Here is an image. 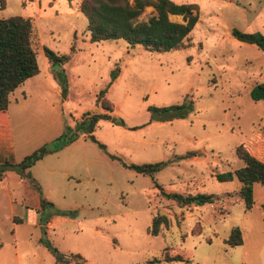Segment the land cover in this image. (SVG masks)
Segmentation results:
<instances>
[{
  "label": "rangeland",
  "instance_id": "1",
  "mask_svg": "<svg viewBox=\"0 0 264 264\" xmlns=\"http://www.w3.org/2000/svg\"><path fill=\"white\" fill-rule=\"evenodd\" d=\"M80 1H0V18L32 19L39 66L36 79H28L9 97L18 153L28 155L63 132L78 134L71 149L55 153L32 169L37 176H48L51 183L42 196L53 206L41 210V217L54 213L55 207L73 211L60 217L57 225L48 218L42 221L46 229L23 225L14 234L8 232L10 222L3 217L9 212V198L17 203L25 199L33 207L41 195L26 178L25 195L11 190H21V185L0 187V260L4 264H56L44 244L48 242L63 254L80 255L84 264H147L154 258L160 264H264V187L256 184L254 203L247 210L238 193V179L215 178L216 172L243 166L235 147L264 115L262 103L252 101L245 87L247 78L261 80V50L230 33L232 27L263 29L264 1L173 0L197 3L198 21L190 33V45L164 52L130 46L123 40L90 41ZM242 7L246 12H241ZM153 13V7L146 6L138 20ZM44 46L69 55L63 74L57 77L66 81L64 95L55 94L51 87L61 90L54 77L48 79L52 71ZM116 66L119 74L109 84ZM102 89L113 106L112 119L99 120L92 134L106 151L86 138L77 124L86 111L103 112L96 105V94ZM185 94L193 109L184 118L155 115L149 122L148 105L177 104ZM188 151L195 152V158H178ZM75 160V165L67 164ZM121 162H161L154 180L164 192L212 194L214 200L202 205L177 202L162 194L150 176ZM65 167L73 175L69 181L62 174ZM47 169L58 171L50 175ZM0 174L5 179L20 176L16 170ZM157 214L166 217L167 225L152 235L148 228ZM234 227L241 230L243 243L231 247L225 239ZM14 237L17 243L11 245ZM165 255H179L182 260L167 263Z\"/></svg>",
  "mask_w": 264,
  "mask_h": 264
},
{
  "label": "trees",
  "instance_id": "2",
  "mask_svg": "<svg viewBox=\"0 0 264 264\" xmlns=\"http://www.w3.org/2000/svg\"><path fill=\"white\" fill-rule=\"evenodd\" d=\"M2 1V0H0ZM146 6H152L155 13L146 20H138ZM80 12L86 18V31L90 41H117L123 40L130 46L140 45L148 51L164 52L183 48L189 44L190 33L198 21V5L195 3H176L173 0H81L79 4ZM169 14L181 15L183 22L171 21ZM230 33L237 40L254 44L264 51V35L260 32H244L237 28H232ZM34 25L32 19L23 16H9L0 18V110H5L9 104V97L12 91L21 85L27 78L39 72L37 53L33 47ZM44 55L51 66L54 79L60 86L64 95L66 92L65 79L59 80L57 77L64 72L63 64L68 61L69 55L57 54L48 47H43ZM120 68L116 66L110 72V82L112 84L119 74ZM106 89L100 90L96 94V105H99L103 112L86 111L82 114V119L77 123L87 134L86 138L95 142L103 151H106L104 144L100 143L92 134L95 125L99 120H111L113 106L106 99ZM252 100L264 99V82L253 86L250 91ZM193 109L192 100L185 94L182 102L166 106L148 105L150 112L149 122L157 115L162 118L174 119L184 118ZM171 113L167 116V114ZM122 123V120L120 121ZM134 128V127H133ZM78 138V134L67 136L65 132L58 135L53 141L45 143L25 155L18 162L5 161L0 165V172L4 170H16L21 178H26L36 189L40 196V205L53 206V204L42 196L41 187L30 174L29 167L43 156L59 151ZM111 159H117L113 154L107 153ZM236 156L243 161V166L233 171L216 172L215 178L219 181H229L236 177L240 182L238 190L239 196L243 199L245 208L248 210L254 203L253 184L259 183L264 187V162L250 154L242 143L235 147ZM196 154L188 151L178 158H190ZM121 164L137 173L148 175L153 180L161 193L167 197L174 198L182 204H205L212 203V194H188L182 196L178 193L164 192L162 187L154 180V175L162 167L161 162L156 163H125ZM26 171V172H25ZM27 173V177L25 176ZM55 215L73 214L71 210H54ZM162 225H167L164 215H154L148 232L157 235ZM41 242H43L41 240ZM225 242L233 247L243 243L242 232L238 227L231 229ZM50 250L56 264H84L78 254H63L48 242H44ZM182 260L179 255H165L163 261L171 262ZM147 264H160V260L154 258Z\"/></svg>",
  "mask_w": 264,
  "mask_h": 264
},
{
  "label": "crops",
  "instance_id": "3",
  "mask_svg": "<svg viewBox=\"0 0 264 264\" xmlns=\"http://www.w3.org/2000/svg\"><path fill=\"white\" fill-rule=\"evenodd\" d=\"M176 3H178V2H176ZM185 3H187V2H185ZM190 3H195V2H190ZM229 3L237 4V1L229 0ZM195 4H197V3H195ZM198 9H199V5H198ZM241 9H242V11H241L242 13L246 12V8L245 7H242ZM154 13H155V11H154ZM171 15H174V14H169L168 15L169 19H170ZM179 16H181V15H179ZM254 17L255 16H253V18ZM181 19H182V17H181ZM181 19L180 20H176L174 22L182 23L183 20H181ZM254 20H252V21H254ZM249 21H251V20H249ZM261 27L263 29L250 30V31H244L245 29H239L237 27H232V28H237V29H239L241 31H244V32H260V33H262L264 35V18H263V24L261 25ZM259 55L263 56V58H264V51L261 50L259 52ZM245 71L248 74H253V72H254L253 70H251V68L250 69L246 68ZM49 72H50V70H49ZM37 74L27 78L21 85L22 86L25 85V83H26V81L28 79H36L34 77H36ZM258 75H259L258 79H261L260 81L254 80L252 78H247V81L245 82L246 83L245 87L247 88V93H248L249 97H250V91L253 88V86L258 84V83H263L264 82V73H261V74H258ZM48 77H49L48 79H50L53 76L51 74V76L49 75ZM38 83L39 84H43L40 80L38 81ZM21 85H19V86L22 87ZM51 87H52V89H53L55 94H60L61 93V90H60V88L58 86H51ZM21 92H23V90H21ZM237 94H238V92H237ZM250 99H251V97H250ZM252 101H254V100H252ZM255 102L256 103H262V104H260L261 105L260 107H261V112L264 114V99L257 100ZM76 140H74L73 142H71L70 144L65 146L64 148L60 149L59 151H62V150H65V149H71L74 146ZM240 143H242L244 145V147L247 149V151L250 154H252L254 157L259 159L260 161L264 162V115L262 117H259V122L255 126V128L252 129L250 131L249 135L246 136ZM59 151H57V152H59ZM57 152L50 153V154H47V155L43 156L41 159L36 161L28 169L30 174L34 177V179H36V181L40 185L42 194H44L47 186L51 185V183L48 181L49 177L45 176L44 174H41L40 176H37L36 174H34L32 172V169L36 168V164L37 163H39L41 161H45L46 159L47 160L51 159L52 155H54ZM26 154H27V152L18 153V151L16 149V146H15V143H14V139H13V133H12V121H11L9 107H7L5 110H0V165L2 163H4L5 161L18 162ZM193 158H195V157H193ZM67 164L75 165L76 164V160L74 162L73 161H70L69 163L67 162ZM64 169H65V171H63L62 174H63V176H65L67 181H69L71 179V177H73V175H72V173L70 171H67L66 167ZM47 170H48V173H50V175H52L53 173L58 171V169H54V170L47 169ZM10 183H14L15 185H21V190L20 189H16V187L11 189L13 192L22 191V192H20L21 195H25V189H29V187L27 185L23 184L24 183V179L21 178L20 176L18 177V180L15 179V178H11V177L8 178V179H5V178H3V174L2 175L0 174V187H1V189L5 188ZM256 184H257V182L253 184V192H254V189L256 188ZM24 200L25 199L21 200L20 203H17L11 197L9 198V202H8V210H9V212L7 214H5L4 217H3V219L5 218V219H7L10 222V226L8 228V232L14 234L16 227L17 226H23V225L39 226V227L45 228L44 227L45 225L42 224V221L45 223V221L48 218H51V221L53 223H55V225H57L58 222H60V220H61L60 217H62V215H55L54 213H51L50 215H47L44 218L41 217L42 215H41L40 211L43 210L45 207H50V206L47 205V206L42 207L40 205L39 200H38V202L35 203V205L32 207L30 205L25 204ZM51 203L53 204V202H51ZM55 209L66 210V209H61V208H56V207H55ZM16 210H18L20 212L16 214L15 213ZM13 241H14L13 243L10 241L11 245L17 243V240H16L15 237L13 238ZM0 257H2V254H0ZM0 264H4L2 262V260H0ZM15 264H17V261H15Z\"/></svg>",
  "mask_w": 264,
  "mask_h": 264
}]
</instances>
